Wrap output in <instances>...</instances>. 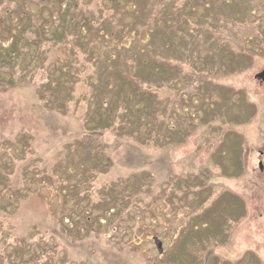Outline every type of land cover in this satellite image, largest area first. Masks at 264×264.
I'll return each instance as SVG.
<instances>
[{
    "label": "rangeland",
    "instance_id": "obj_1",
    "mask_svg": "<svg viewBox=\"0 0 264 264\" xmlns=\"http://www.w3.org/2000/svg\"><path fill=\"white\" fill-rule=\"evenodd\" d=\"M65 1L64 8L0 0L1 54L32 23L19 36L29 45L19 72L0 69V239H10L9 246L0 243L3 264L11 248L23 247L16 234L36 255L42 245L29 242L51 237L52 258L34 264H264V84L254 77L264 69V0L155 3L172 16L168 34L159 36L163 52H148L138 68L124 58L123 76L118 64L100 65L108 72L101 99L117 87L132 113L130 130L109 128L105 101L89 98L91 86L101 84L90 60L111 42L109 35L93 39L86 32L81 40L92 41V54H84L85 43L80 52L66 18L72 0ZM90 2L84 13L94 18L110 1ZM121 8L113 17L117 38L123 25L137 19L140 25L147 16L134 2ZM103 21L110 24L107 15ZM163 23L160 18L158 30ZM133 71L148 77L130 84L136 95L126 84L138 81ZM66 73L70 90L56 96L54 81ZM46 89L53 91L43 99ZM62 101H69L63 110L51 108ZM105 187L111 196L123 187L108 212L95 206ZM105 221L114 226L110 232Z\"/></svg>",
    "mask_w": 264,
    "mask_h": 264
},
{
    "label": "trees",
    "instance_id": "obj_2",
    "mask_svg": "<svg viewBox=\"0 0 264 264\" xmlns=\"http://www.w3.org/2000/svg\"><path fill=\"white\" fill-rule=\"evenodd\" d=\"M40 2L42 1H48L49 4L52 6L53 4H56L58 6H62L65 8L66 7V1L65 0H39ZM89 1L88 3H84L83 4V0H72V3L69 4V11L71 13H67L66 18L68 19V23L71 26V30L73 29L74 35H75V41H79V50L80 52H82V49L84 48V43H85V53L87 55H91L92 54V41L90 40L91 38H97L100 39L101 37H103V34H108L109 38L111 40V42L106 46L103 47L102 49H100L99 53L93 55V57H91V65L95 66L98 70L95 72V77L97 79V81L101 82L100 86H91V93H90V101H102L104 100L105 102H101L103 103V105H101V107H103V112L105 113V110L107 112L108 117L110 118V124L111 126H109V128H118L120 129L122 126L127 125V127L130 129H132V126H134V122L131 120V116L132 113L130 111V107L127 105V103H124L122 101V98L120 96L121 93H117V87H112L108 90V92H106L105 96L103 99H101L102 96H100L104 86H105V78L107 77V71H102V69L100 68V65L102 62H107L109 64V66L113 67L114 65L119 66L118 71L119 73H121V75L123 76V70H124V64H119V61L121 63V61L126 58H132L135 63L136 66L138 68V64L140 62H142V59L145 58V56H149L148 52L150 54V52H153V50H160L162 51L165 43H162V40L159 38L160 37H164V35L168 34V31L170 30V27L172 26L171 24H168V20L172 19V16L166 11V9H162L159 10V12L156 10L155 7V3H159V6L161 8H165L167 5V2H169L170 0H122L123 3L119 2V0H108L109 2V8H106L104 6V4L102 6H98L96 8L95 11V17H98V20L95 19V17L93 18L91 15L88 16L84 13V11H86V9L84 8H88L89 4L92 3L90 1L92 0H87ZM129 2H134L135 5L137 6V9H139V11L142 8V15H146V17H143V19H141L140 21V25L138 24V19L137 21H135L134 23L130 24L129 26L127 25H123V29H122V33L120 35L119 38L116 37V33L114 32V29H117L116 27H114L113 24V17L117 16L118 13L121 11V6H124V8H126V4H128ZM104 3V1H103ZM124 4V5H123ZM68 11V12H69ZM141 11V12H142ZM80 13V15H79ZM146 13V14H145ZM166 14L167 18H163V14ZM102 14V15H101ZM107 15V21L110 23H104L103 18H105V16ZM80 17V18H79ZM162 19V21L164 22L161 26H164L165 29L163 30H158V22L159 19ZM173 21V20H172ZM171 21V23H172ZM137 22V23H136ZM32 24L31 22H28L26 24V27L24 29V33L19 31L18 35H14L11 40L10 43L8 44V46L5 48L6 54H1L0 53V69H2L3 67L6 66V68H9L10 71L14 74V72H19V68H20V62L22 59L25 58L26 53H28L27 51V47L29 46L26 43V46H22L21 45V40L19 38L23 37L24 34H28V26ZM113 28H109L112 27ZM30 27V26H29ZM127 27V28H126ZM126 28V31H125ZM87 33L90 34L91 38L89 39L90 42H84L81 40L83 38V36ZM124 32H126L124 35ZM142 33V34H141ZM39 34L42 35L43 34L41 32V30H39ZM117 34H120L119 32ZM158 34V36H157ZM35 38H36V33L34 34ZM124 36H126L127 40H129L128 43H118L119 39H123ZM157 36V37H156ZM131 45H130V41ZM115 43H117V45L115 46ZM160 43V45H159ZM17 44V45H16ZM39 46L37 45V54L35 56V59L37 60L39 58V55L41 54L39 52L40 50V46L41 44L38 43ZM135 45H137V49H135ZM118 50L117 52L113 51L114 47ZM131 48V49H130ZM160 48V49H159ZM138 49H140L141 51H138ZM162 49V50H161ZM10 52V53H9ZM163 52V51H162ZM125 59V60H126ZM140 61V62H139ZM124 62V61H123ZM13 64H15V67H13ZM37 65L36 64H31L30 68H33V71L35 70V67ZM111 67V68H112ZM121 68V69H120ZM44 72L45 74H47V68H44ZM14 70V72H13ZM136 76L138 81L136 80H130L129 83H126L127 85L130 86L131 83H139L142 80L145 81L148 79L147 76H145V78H143L142 75L139 76L138 71H133ZM166 74L169 76H171V73L169 70L166 71ZM67 75V76H66ZM66 75H61L58 78L57 81H54V85L56 84V88L54 89V93L57 96L58 91H60L62 88L64 90H70V88L66 87L64 85V80L69 82L70 79V74L66 73ZM15 76V74H14ZM48 76V75H47ZM64 76V77H63ZM50 77V73L49 76L47 78L46 81H44L40 86H39V90L42 89L44 87V85L48 82ZM124 78V77H123ZM124 80V79H122ZM131 90L134 91V94H137L138 88L136 87L135 89L133 87H131ZM53 91V89H46L45 92L42 95V98L44 99V96L46 93ZM72 94H73V90L71 89ZM71 91L69 92V95L71 94ZM70 95V99L71 96ZM68 95V96H69ZM115 97V98H112ZM139 98V97H138ZM145 101L149 106V114H154V111L152 110V108H155V104L154 102L150 99L149 96L144 95ZM112 99H115V101H113ZM141 99V98H139ZM143 99V97H142ZM64 101H62L60 104V107H58V103H55L51 106L52 109H56V110H63L66 107V103H63ZM107 106L109 107L110 111L107 109ZM141 112V110H140ZM106 114V113H105ZM167 117V115H166ZM97 128V127H96ZM99 128H101L99 126ZM104 129V128H102ZM103 132V131H102ZM133 134H130V136H134L137 137L134 132H132ZM141 187V186H139ZM123 188V187H122ZM120 188L118 189L119 191L115 192L114 194L111 196L110 194H108V192L110 190H112V188H106L103 190H100V196L98 201H96L95 206L98 205H103L106 212H108V210L110 209H114L117 207V204L113 203L115 202L117 199L122 197V192L123 189ZM113 191V190H112ZM141 192V189L138 190V192H135L134 194L130 195V199H133L134 196L133 195H138ZM16 196H18V190L15 191ZM17 198V197H16ZM123 198V197H122ZM121 198V199H122ZM123 210V212L125 211V209H121ZM90 212L87 211L86 215H89ZM120 213L118 212V215ZM117 215V216H118ZM89 219V217H88ZM107 222V232H110L109 228H113L114 226L111 225L110 223ZM87 225V224H85ZM54 229V228H53ZM53 229H51L49 234H52ZM22 237H20L18 234L15 235L14 241L16 245H20L23 244V247L19 248V246H14V248L12 249V253L9 254L8 256H6V258L8 259L7 262H5V264H23V262H20V259L23 258L22 253H26V255L28 256V261H25L24 263L27 264L29 261L31 263H36V261L38 259H49L52 258V254L50 253L51 251V246L56 247L53 244V241L51 240V237H47L45 238H39L38 240L29 242L30 246L31 245H42V250L39 254H35L33 252H30V249L33 248H29V245L26 244L27 246H25V243L22 241L21 239ZM24 239V238H23ZM9 240L6 236H3L2 239H0V243L3 245V243L9 244ZM40 240V241H39ZM25 241V239H24ZM28 242V241H27ZM53 244V245H51ZM29 248V249H28ZM18 251V253L16 252ZM22 252V253H21ZM29 254V255H28ZM0 264H3V258H0Z\"/></svg>",
    "mask_w": 264,
    "mask_h": 264
},
{
    "label": "water",
    "instance_id": "obj_3",
    "mask_svg": "<svg viewBox=\"0 0 264 264\" xmlns=\"http://www.w3.org/2000/svg\"><path fill=\"white\" fill-rule=\"evenodd\" d=\"M255 79L259 80L261 83L264 82V69L255 75ZM153 241L156 245L158 252L161 253L162 252V245H161L160 240L157 237H154Z\"/></svg>",
    "mask_w": 264,
    "mask_h": 264
},
{
    "label": "flooded vegetation",
    "instance_id": "obj_4",
    "mask_svg": "<svg viewBox=\"0 0 264 264\" xmlns=\"http://www.w3.org/2000/svg\"><path fill=\"white\" fill-rule=\"evenodd\" d=\"M263 84H264V83H260V82H258V85H259V86H262ZM259 168L262 169V163H261V162L259 163Z\"/></svg>",
    "mask_w": 264,
    "mask_h": 264
}]
</instances>
